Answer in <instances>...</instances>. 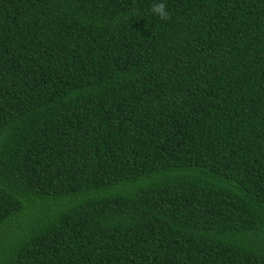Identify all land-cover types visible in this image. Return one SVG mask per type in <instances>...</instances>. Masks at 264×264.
<instances>
[{"label":"trees","instance_id":"trees-1","mask_svg":"<svg viewBox=\"0 0 264 264\" xmlns=\"http://www.w3.org/2000/svg\"><path fill=\"white\" fill-rule=\"evenodd\" d=\"M0 264H264V0H0Z\"/></svg>","mask_w":264,"mask_h":264},{"label":"clouds","instance_id":"clouds-1","mask_svg":"<svg viewBox=\"0 0 264 264\" xmlns=\"http://www.w3.org/2000/svg\"><path fill=\"white\" fill-rule=\"evenodd\" d=\"M152 12L159 16L162 20H167L170 18V13L167 11V6L164 3L153 4Z\"/></svg>","mask_w":264,"mask_h":264}]
</instances>
